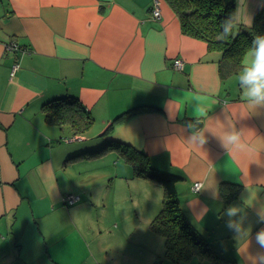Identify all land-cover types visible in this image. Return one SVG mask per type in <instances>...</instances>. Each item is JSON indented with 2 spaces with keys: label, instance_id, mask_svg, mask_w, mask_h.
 <instances>
[{
  "label": "crops",
  "instance_id": "crops-1",
  "mask_svg": "<svg viewBox=\"0 0 264 264\" xmlns=\"http://www.w3.org/2000/svg\"><path fill=\"white\" fill-rule=\"evenodd\" d=\"M156 5L159 17L152 15ZM241 6L251 23L264 12V0H236L235 11ZM219 58L205 40L180 30L165 0H0V264H136L123 255L134 243L110 242L115 248L102 260L105 244L95 253L97 231L82 218L99 204L115 218L122 190L139 196L146 181L154 182L135 174L139 164L124 150L144 154L147 167L181 175L176 189L188 219L238 264L248 261L225 227L224 210L244 206L251 185L257 191L244 206L247 254L262 251L254 236L264 228L257 222L264 150L234 157L209 131L203 146L188 142L196 107L206 110L197 130L235 126L256 145L264 140V109L242 115L241 69L222 78ZM66 96L92 118L81 133L44 117V104ZM195 182L206 187L195 189ZM222 182L240 186L228 202ZM66 195L78 200L67 204ZM146 245L140 257L154 264L159 249Z\"/></svg>",
  "mask_w": 264,
  "mask_h": 264
},
{
  "label": "trees",
  "instance_id": "trees-1",
  "mask_svg": "<svg viewBox=\"0 0 264 264\" xmlns=\"http://www.w3.org/2000/svg\"><path fill=\"white\" fill-rule=\"evenodd\" d=\"M165 1L176 15L183 33L205 40L208 49L220 52L218 71L222 78L241 69L243 55L249 49L254 36L264 35V12L258 9L250 28L241 27L239 34L233 38L220 39L218 22L235 11L236 0ZM66 97L44 104V117L48 122L69 125L75 134L81 133L90 127L92 118L76 98ZM124 153L126 150L122 153L126 159L137 160L139 165L136 167V175L150 179L162 188V206L150 220L149 229L163 237L164 257L175 262H187L195 255L207 259L209 264H238L217 251L188 219L180 205L176 189L181 175L147 167V158L142 156L144 154ZM239 188L236 183H220V193L224 201L228 202L236 197Z\"/></svg>",
  "mask_w": 264,
  "mask_h": 264
},
{
  "label": "clouds",
  "instance_id": "clouds-1",
  "mask_svg": "<svg viewBox=\"0 0 264 264\" xmlns=\"http://www.w3.org/2000/svg\"><path fill=\"white\" fill-rule=\"evenodd\" d=\"M243 0H241V5ZM220 39H230L239 34L241 27L250 28L251 18L246 14L243 6L238 7L236 11L229 13L218 22ZM237 85L240 89V99L245 106L242 115L248 112H254L258 109H264V35H255L251 41L246 58L241 65V71L237 77ZM199 100V98H197ZM197 108V107H196ZM195 124L189 123L187 125L191 135L188 142L194 146L201 147L207 143L205 131L211 132L215 135L220 143V146L225 149L229 155L234 157H245L251 154H257L264 150V140H261L260 145L254 144L246 135L247 132L238 130L235 126L228 130H223L215 133L211 128L199 129V124L204 122L206 118V110L201 108L197 113ZM206 186H201L202 189ZM256 189L251 185H246V192L248 196L242 197L244 206H251L255 199ZM241 205H230L224 210L225 227L234 234L239 243V251L243 253L248 261V264H264V228L256 232L254 236L255 244L258 249L255 255L249 256L247 254V247L249 242L250 232L244 227L245 207ZM257 222L264 223V211L257 214ZM244 241V247L240 244Z\"/></svg>",
  "mask_w": 264,
  "mask_h": 264
},
{
  "label": "rangeland",
  "instance_id": "rangeland-1",
  "mask_svg": "<svg viewBox=\"0 0 264 264\" xmlns=\"http://www.w3.org/2000/svg\"><path fill=\"white\" fill-rule=\"evenodd\" d=\"M119 163L121 165V162ZM146 182L149 183L140 187L141 193L139 196L133 195L134 193L131 190H128V192L122 190L124 194L117 200L119 212L115 218H112L106 211L102 212L104 208L101 204L97 207L88 208L83 212L82 218L97 231L94 236L98 242L91 243L95 253H98L99 244H105L100 253V258L103 260L104 251L115 248L110 242L116 241L121 245L125 244V246L134 243L132 252L129 250L130 248L125 247L124 257L126 259L129 257L130 259H137L136 264H147L148 259L140 257V253L144 252L147 249L146 244H149L153 248L159 249L155 264H207V259L203 260L200 257H196L190 262H175L164 257L162 236L149 229L150 220L162 206V189L154 182ZM144 202H146V205ZM148 204H151L149 209H147ZM110 209L115 210L114 208ZM115 223L117 224L116 228L113 227ZM115 256L119 260L123 259L119 252Z\"/></svg>",
  "mask_w": 264,
  "mask_h": 264
},
{
  "label": "built area",
  "instance_id": "built-area-1",
  "mask_svg": "<svg viewBox=\"0 0 264 264\" xmlns=\"http://www.w3.org/2000/svg\"><path fill=\"white\" fill-rule=\"evenodd\" d=\"M152 15L154 17H159L160 15V11H159V7L158 5L154 6V8L152 9ZM10 48V47H9ZM11 49V48H10ZM173 66L177 69H180L182 67V60L181 59H178V58H175L173 60ZM194 188L195 189H198L199 186H200V183L199 182H195L194 183ZM77 199V197H74L72 195H67L64 197V201L67 203V204H73L75 202V200Z\"/></svg>",
  "mask_w": 264,
  "mask_h": 264
}]
</instances>
